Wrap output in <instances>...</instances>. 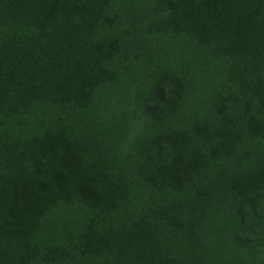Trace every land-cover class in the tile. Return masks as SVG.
Here are the masks:
<instances>
[{
	"label": "trees",
	"instance_id": "trees-1",
	"mask_svg": "<svg viewBox=\"0 0 264 264\" xmlns=\"http://www.w3.org/2000/svg\"><path fill=\"white\" fill-rule=\"evenodd\" d=\"M0 264H264V0H0Z\"/></svg>",
	"mask_w": 264,
	"mask_h": 264
}]
</instances>
